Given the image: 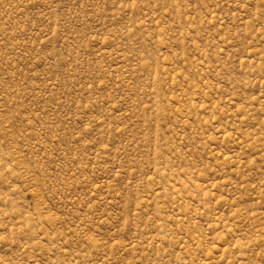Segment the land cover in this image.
I'll return each instance as SVG.
<instances>
[{"label":"rangeland","instance_id":"374dc122","mask_svg":"<svg viewBox=\"0 0 264 264\" xmlns=\"http://www.w3.org/2000/svg\"><path fill=\"white\" fill-rule=\"evenodd\" d=\"M0 264H264V0H0Z\"/></svg>","mask_w":264,"mask_h":264}]
</instances>
